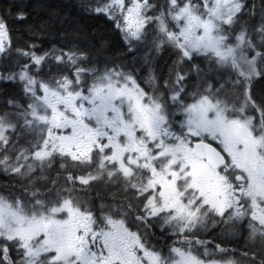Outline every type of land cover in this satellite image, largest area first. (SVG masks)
Returning a JSON list of instances; mask_svg holds the SVG:
<instances>
[{
	"label": "snow or ice",
	"instance_id": "obj_1",
	"mask_svg": "<svg viewBox=\"0 0 264 264\" xmlns=\"http://www.w3.org/2000/svg\"><path fill=\"white\" fill-rule=\"evenodd\" d=\"M0 264H264V0H0Z\"/></svg>",
	"mask_w": 264,
	"mask_h": 264
}]
</instances>
